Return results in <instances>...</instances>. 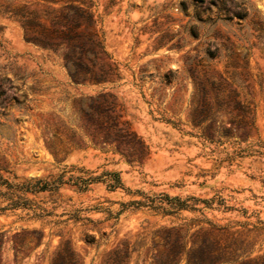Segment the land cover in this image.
Masks as SVG:
<instances>
[{"label": "rangeland", "instance_id": "1", "mask_svg": "<svg viewBox=\"0 0 264 264\" xmlns=\"http://www.w3.org/2000/svg\"><path fill=\"white\" fill-rule=\"evenodd\" d=\"M65 240L264 264V0H0V264Z\"/></svg>", "mask_w": 264, "mask_h": 264}, {"label": "trees", "instance_id": "2", "mask_svg": "<svg viewBox=\"0 0 264 264\" xmlns=\"http://www.w3.org/2000/svg\"><path fill=\"white\" fill-rule=\"evenodd\" d=\"M90 16V14H89ZM91 34H96L93 30ZM131 245L128 241H122L111 249L105 256L102 264H129ZM173 264H174V260ZM189 264H196L193 260H188ZM51 264H82L80 256L73 249L69 240L61 243L56 251Z\"/></svg>", "mask_w": 264, "mask_h": 264}]
</instances>
